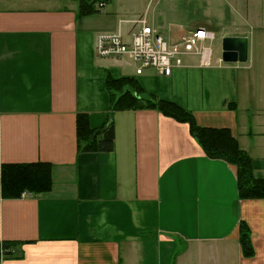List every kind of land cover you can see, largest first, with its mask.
Instances as JSON below:
<instances>
[{
	"label": "crops",
	"instance_id": "1",
	"mask_svg": "<svg viewBox=\"0 0 264 264\" xmlns=\"http://www.w3.org/2000/svg\"><path fill=\"white\" fill-rule=\"evenodd\" d=\"M112 1L85 13L79 0H0V172L48 163L52 179L35 195L0 186V264H264V198H240L237 166L159 110L113 112L106 87L133 78L144 97L230 129L264 178V0H204L202 15L193 0L151 11L154 0L143 10L125 0L130 16ZM143 16L166 37L200 27L247 37L248 60L205 67L189 56L163 76L97 55L100 35H126ZM78 113L94 129L112 116L114 151L79 148Z\"/></svg>",
	"mask_w": 264,
	"mask_h": 264
},
{
	"label": "trees",
	"instance_id": "2",
	"mask_svg": "<svg viewBox=\"0 0 264 264\" xmlns=\"http://www.w3.org/2000/svg\"><path fill=\"white\" fill-rule=\"evenodd\" d=\"M83 12L94 13L98 0H79ZM110 0H102L107 3ZM106 87L113 96L116 110L155 109L179 122L189 124L191 134L200 142L204 152L213 159H223L237 166L239 196L241 199L264 198V178H258L250 154L228 128L200 126L192 112L177 103L156 96L145 98L133 78L108 77ZM118 98L115 99L116 95ZM77 133L81 150L111 152L115 148V125L112 116L100 129L90 126L87 113L77 115ZM51 165L48 163L5 164L0 172V186L4 197L21 196L24 192L45 193L51 186ZM9 245V243H7ZM6 244V245H7ZM7 245V246H8Z\"/></svg>",
	"mask_w": 264,
	"mask_h": 264
},
{
	"label": "built area",
	"instance_id": "3",
	"mask_svg": "<svg viewBox=\"0 0 264 264\" xmlns=\"http://www.w3.org/2000/svg\"><path fill=\"white\" fill-rule=\"evenodd\" d=\"M99 0L98 8L105 5ZM216 34L204 27L189 30L179 37H166L146 17L133 21L128 34L110 32L97 39L96 53L105 59L129 57L136 74L154 70L170 76L175 68L184 66L186 57L196 56L201 66H210Z\"/></svg>",
	"mask_w": 264,
	"mask_h": 264
},
{
	"label": "water",
	"instance_id": "4",
	"mask_svg": "<svg viewBox=\"0 0 264 264\" xmlns=\"http://www.w3.org/2000/svg\"><path fill=\"white\" fill-rule=\"evenodd\" d=\"M249 56V41L244 36H225L222 40V60L226 63H244Z\"/></svg>",
	"mask_w": 264,
	"mask_h": 264
},
{
	"label": "rangeland",
	"instance_id": "5",
	"mask_svg": "<svg viewBox=\"0 0 264 264\" xmlns=\"http://www.w3.org/2000/svg\"><path fill=\"white\" fill-rule=\"evenodd\" d=\"M157 1L158 0H154L151 3L152 6L150 5L151 8H150L149 11H151L155 7ZM100 2H102V1H100ZM149 2H150V0H144V1L140 2L141 3V6H142V10L144 8H146V6L149 4ZM193 2L196 3V8L195 7L190 8V12L192 13V12H196L197 11L199 15H202L204 13V10H203L204 0H193ZM98 3H99V0H98V2L96 4V7L97 8H98ZM112 3H113V1H112ZM114 3H116V5H118V9H119V11L122 14H124L126 16H130V14L132 13V11H130L128 9V5L129 4H125V0H120V2H119V0L116 1V2L114 1ZM114 3H113V5H114ZM106 8L107 7H106V3H105V5L103 7H100L99 9L102 10V11H104ZM171 16L172 15H170V17ZM216 31H217V33H216L217 34L216 35L217 37H216V40L214 41L213 46H212V49H213V55H212V57H213V59H215L217 57H222V40H223V36L221 35V33H220V31L218 29H216ZM145 98H147V97H145Z\"/></svg>",
	"mask_w": 264,
	"mask_h": 264
},
{
	"label": "bare ground",
	"instance_id": "6",
	"mask_svg": "<svg viewBox=\"0 0 264 264\" xmlns=\"http://www.w3.org/2000/svg\"><path fill=\"white\" fill-rule=\"evenodd\" d=\"M184 34V33H183ZM217 37V36H216Z\"/></svg>",
	"mask_w": 264,
	"mask_h": 264
}]
</instances>
